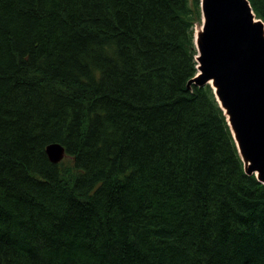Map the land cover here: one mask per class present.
I'll use <instances>...</instances> for the list:
<instances>
[{"label": "trees", "instance_id": "16d2710c", "mask_svg": "<svg viewBox=\"0 0 264 264\" xmlns=\"http://www.w3.org/2000/svg\"><path fill=\"white\" fill-rule=\"evenodd\" d=\"M200 22V0H0V264H264V184L189 86Z\"/></svg>", "mask_w": 264, "mask_h": 264}, {"label": "water", "instance_id": "95a60500", "mask_svg": "<svg viewBox=\"0 0 264 264\" xmlns=\"http://www.w3.org/2000/svg\"><path fill=\"white\" fill-rule=\"evenodd\" d=\"M201 13L198 74L189 86L214 89L246 173L264 184V23L248 0H201ZM46 154L58 164L66 149L53 143Z\"/></svg>", "mask_w": 264, "mask_h": 264}, {"label": "rangeland", "instance_id": "374dc122", "mask_svg": "<svg viewBox=\"0 0 264 264\" xmlns=\"http://www.w3.org/2000/svg\"><path fill=\"white\" fill-rule=\"evenodd\" d=\"M200 27H201V22L198 23V24H196L195 31H196L197 29H200ZM196 32H197V31H196Z\"/></svg>", "mask_w": 264, "mask_h": 264}, {"label": "bare ground", "instance_id": "6f19581e", "mask_svg": "<svg viewBox=\"0 0 264 264\" xmlns=\"http://www.w3.org/2000/svg\"><path fill=\"white\" fill-rule=\"evenodd\" d=\"M198 32H199V33H201V28H200V29H198ZM197 34H198V33H197ZM197 37H198V35H197Z\"/></svg>", "mask_w": 264, "mask_h": 264}]
</instances>
